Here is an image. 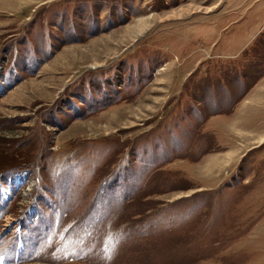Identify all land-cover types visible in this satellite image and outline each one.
I'll use <instances>...</instances> for the list:
<instances>
[{
	"label": "rangeland",
	"instance_id": "rangeland-1",
	"mask_svg": "<svg viewBox=\"0 0 264 264\" xmlns=\"http://www.w3.org/2000/svg\"><path fill=\"white\" fill-rule=\"evenodd\" d=\"M0 264H264V0H0Z\"/></svg>",
	"mask_w": 264,
	"mask_h": 264
},
{
	"label": "crops",
	"instance_id": "crops-1",
	"mask_svg": "<svg viewBox=\"0 0 264 264\" xmlns=\"http://www.w3.org/2000/svg\"><path fill=\"white\" fill-rule=\"evenodd\" d=\"M51 6V5H50ZM50 6L48 5V8H50ZM167 41H169L170 42V39H167ZM186 44H184V46H185ZM186 48V47H185ZM181 50V49H180ZM246 51V50H245ZM155 52H157V51H155ZM157 54V53H156ZM140 55H142V52H137L136 51V53L135 54H132L129 58H130V60H131V62H132V64H133V62H136V61H138L139 60V57H140ZM241 55H242V52H239L238 54H236L235 56H233V57H241ZM170 60V57H168L167 59H166V61L165 62H167V61H169ZM176 64L174 63V64H171V65H168L167 66V68H169L170 66L172 67V69H173V72H174V74H176L178 77H181V75L184 73V72H182L181 70H182V67L180 66V67H176L175 66ZM176 67V68H175ZM157 68V67H156ZM162 67H158V69L160 70ZM167 68H164V69H167ZM162 70L163 69H161V71L160 72H162ZM181 71V72H180ZM159 72V73H160ZM175 88V87H174ZM217 129V128H216ZM216 129H215V131H216Z\"/></svg>",
	"mask_w": 264,
	"mask_h": 264
}]
</instances>
